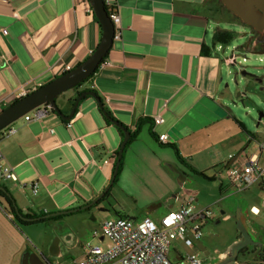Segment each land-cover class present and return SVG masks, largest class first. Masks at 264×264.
<instances>
[{"label": "crops", "instance_id": "0c3cea01", "mask_svg": "<svg viewBox=\"0 0 264 264\" xmlns=\"http://www.w3.org/2000/svg\"><path fill=\"white\" fill-rule=\"evenodd\" d=\"M118 3L122 39L114 42L93 76L79 89L60 95L56 103L62 114L69 116L81 92L95 91L131 137L136 134L126 147L118 177L128 172L137 181L139 176V184L150 181L159 195L150 216L136 218L132 207L124 204L119 205L118 217L160 220L189 198L198 202L197 191L192 188L179 196L181 189L168 165L183 174L189 170L208 178L204 172L214 170L211 147L232 151L226 167L233 161L231 157L242 162L244 148L261 138L217 105L227 102L221 98L224 76L231 74L236 56L228 57L226 47L214 43L215 31L228 29L216 17V0ZM4 29L7 35L2 33ZM101 38L102 26L89 0H0L2 110L16 102L22 90L39 89L66 74L68 67L74 70L96 51ZM203 46L210 48V57L202 56ZM156 117L164 122L154 127ZM163 134L169 136L170 144L158 141ZM123 140L119 128L89 97L80 102L71 121L55 112L41 120L26 122L22 118L0 132L3 164L15 168L17 178L1 181L0 194H5L14 210L15 204L24 216L41 217L85 206L110 184ZM254 153L256 150L251 155ZM159 155L172 164L156 162L154 157ZM35 183L39 186L36 195L32 190ZM67 216L50 220L69 219ZM47 223L37 226L41 227L39 234L29 239L0 196V264H23L24 255L31 250L50 260L54 236L60 237V256L66 236L53 233L52 221ZM35 244L42 249L38 251Z\"/></svg>", "mask_w": 264, "mask_h": 264}, {"label": "rangeland", "instance_id": "374dc122", "mask_svg": "<svg viewBox=\"0 0 264 264\" xmlns=\"http://www.w3.org/2000/svg\"><path fill=\"white\" fill-rule=\"evenodd\" d=\"M216 2L219 12L216 13L217 16H214L228 22L220 25L235 33L234 41L225 48V52L228 57L234 53L236 64L230 67L231 74L228 75L226 72L224 76V83L229 84L230 100L237 102L235 107L232 106L235 117L243 122L250 132L258 133L261 140H264V118L259 120L260 113H264V54H256L257 51L264 50L260 47V43L264 42V33L262 36L254 34L251 28L236 20L234 15L228 12L222 0H216ZM257 147V143L252 142L248 148H244L243 156H250ZM210 153L214 159V170L204 172L208 178L191 173L189 170H185L184 177L188 179L185 187L197 191L195 198L198 202L195 205L198 208L209 209L212 214V218L204 223L203 236L195 251L205 264H220L232 253L233 246L242 239L237 229L238 214L252 238L262 243L264 249V193L257 186L245 192H237L229 185L225 171V164L232 151L214 146L211 147ZM163 157L155 156L154 160L172 164ZM221 161L225 162L221 164ZM191 164L194 165V163ZM202 165L207 164L203 162ZM200 170L199 167L198 171ZM137 181L135 176L128 172L121 174L111 188V196L99 205L91 207L90 210L82 211L81 217H76L77 215L74 214L67 216L69 219H52V232H58L66 236V239L61 242L60 256L49 257L51 264H72L74 261L81 260L88 244L108 246V240L101 234V227L106 221L118 218L119 205L131 206V209L137 213L136 218L150 216L151 207L159 192L150 181L145 184H139ZM254 208H257L260 214L255 215ZM154 221L159 222L158 219ZM37 226L42 224L20 225V230L26 237L32 239L34 234H39L41 227ZM69 231L73 234H69ZM57 241L60 242V237L54 236L52 246ZM35 245L38 251L42 249L39 244ZM178 249L183 254L192 251L181 244ZM257 252L258 249L255 247H248L246 252H241L238 261L242 264H257L254 259ZM170 258L173 263L178 264L177 252L174 249Z\"/></svg>", "mask_w": 264, "mask_h": 264}, {"label": "built area", "instance_id": "2783aa9c", "mask_svg": "<svg viewBox=\"0 0 264 264\" xmlns=\"http://www.w3.org/2000/svg\"><path fill=\"white\" fill-rule=\"evenodd\" d=\"M103 1L105 10L115 26L114 42L119 41L122 39L123 27L118 0ZM2 33L7 35L8 32L4 29ZM67 71L72 70L68 67ZM36 90L34 86L22 90L18 100ZM1 111L2 105H0ZM50 114H54V110L50 104H46L23 118L26 122H30L32 119L41 120ZM153 121L154 127L164 122L161 117H156ZM66 126L72 129L71 122H67ZM51 133H55V130H51ZM158 141L164 145L171 143L167 134L158 136ZM256 143L258 145L256 153L243 156L242 162H239V158L234 160L231 157L233 161L225 167L229 185L237 192H245L257 186L264 193V140H256ZM3 161L4 154L0 147V182L16 181L15 168L5 166ZM38 188L37 183L32 185L35 195L38 193ZM253 211L255 215L260 214L257 208ZM211 218L209 209L198 208L193 197L178 210L168 212L159 222L150 218L133 220L118 217L106 221L101 227V234L108 240L109 245L88 244L83 258L72 264H175L170 258L173 249L177 252L178 264H205L195 250L202 239L204 223ZM180 244L192 251L183 254L178 249ZM263 252L264 249L258 250L254 256L257 264H264L263 259L260 258ZM235 264L242 262L237 261Z\"/></svg>", "mask_w": 264, "mask_h": 264}, {"label": "water", "instance_id": "95a60500", "mask_svg": "<svg viewBox=\"0 0 264 264\" xmlns=\"http://www.w3.org/2000/svg\"><path fill=\"white\" fill-rule=\"evenodd\" d=\"M90 4L93 8V11L102 26V38L101 42L96 49V51L82 64L77 66L74 70L67 72L66 74L56 78L52 82L48 83L45 86L40 87L36 91L27 95L24 98H21L14 102L12 105L3 109L0 112V132L21 120L28 113L46 105L50 104L53 108L54 112L58 114L62 119L66 121H71L75 117L80 102L85 98H93L100 107L104 117L112 123L117 128L121 129L124 132V140L119 150L118 159L116 162L114 174L112 180L108 187L101 193L95 200L91 203L71 210H66L62 212H55L51 214H47L41 217H27L24 216L14 204L17 216L26 222H38L41 220H48L54 217L62 216V215H70L77 212H82L89 210L91 207L99 203L112 188L116 179L119 175L122 159L124 156V152L126 150L127 144L131 139V133L126 126L112 118V116L108 113L105 108V105L100 98V96L95 91H85L80 94L75 102V106L69 116H64L58 107L56 100L57 98L78 87L80 84L89 79L92 75H94L100 66L103 64V60H105L114 46V36H115V26L108 16L103 0H89ZM225 7L231 11L237 18H239L245 26L251 28L254 32L262 34L264 33V0H222ZM256 54L262 55L264 54V50L257 51ZM245 75V73H243ZM229 90V84H225L224 92L221 93V98L225 103H218V108L226 113L228 117H235V112L232 106H236V101H231V93ZM239 97V96H238ZM264 118V113H260L259 120L261 121ZM170 170L174 173L177 178V183L180 189L186 194L187 191V178L184 177V174L180 169L175 166L168 165ZM186 182V183H185ZM218 224L220 222H217ZM237 229L242 235V239L238 241L232 250L231 256L221 262L220 264H235L238 261V258L245 248L248 247H259V250L263 249V244L260 242H256L253 240L252 236L248 232V230L244 227L240 215L237 216ZM58 243L57 241L50 249V257H58ZM230 250V249H229ZM23 264H51V261L48 258H42L35 251H28L24 255Z\"/></svg>", "mask_w": 264, "mask_h": 264}, {"label": "trees", "instance_id": "16d2710c", "mask_svg": "<svg viewBox=\"0 0 264 264\" xmlns=\"http://www.w3.org/2000/svg\"><path fill=\"white\" fill-rule=\"evenodd\" d=\"M228 12H231V11H228ZM232 13V12H231ZM233 14V13H232ZM234 15V14H233ZM234 17H235V19L236 20H239V21H241L239 18H237L235 15H234ZM222 22H224V21H222ZM242 22V21H241ZM224 23H228V22H224ZM230 23V22H229ZM243 23V22H242ZM254 34H257V35H259V36H262V34H259V33H256V32H253ZM234 39H235V33L234 32H232V31H230V30H226V29H221V28H218L216 31H215V33H214V43L215 44H217V45H221V46H225V47H227V46H229L233 41H234ZM260 47L261 48H264V42H262V43H260ZM201 54H202V56H204V57H210L211 56V50H210V48L209 47H207V46H203V48H202V52H201ZM105 62V60H103V62L102 63H104ZM93 76V75H92ZM84 83V82H83ZM82 83V84H83ZM82 84H80L78 87H76L75 89H79L81 86H82ZM85 92V91H84ZM83 92H81L80 94H82ZM79 94V95H80ZM85 99H87V98H85ZM110 115H111V113L110 112H108ZM112 116V115H111ZM113 118V117H112ZM242 127H243V125L242 124H240ZM119 131H120V134H121V136L124 138V132L121 130V129H119ZM135 135L136 134H134L132 137H131V140L129 141V143L127 144V147H128V145L133 141V138L135 137ZM181 160H182V158H180ZM122 162H123V159H122ZM121 168H122V164H121ZM121 168H120V171H121ZM119 174H120V172H119ZM117 179H118V177H117ZM116 179V180H117ZM0 196L9 204V206L11 207V214L14 216V222L20 227V225H25V226H32V225H35V224H46L48 221H52V220H50V219H48V220H41V221H39V222H26V221H22L18 216H17V214L15 213V210H14V208H13V206H12V202H11V200L9 199V198H7L6 196H5V194H3V193H1L0 194ZM111 196V189L109 190V192L108 193H106V195H105V197L99 202V203H97L96 205H94V206H97V205H99L101 202H103V201H105V200H107L109 197ZM90 210V209H89ZM86 211H88V210H86ZM79 213H81V212H79ZM119 215V214H118ZM27 217H30V218H33V217H35V216H31V215H29V216H27ZM58 218V217H57ZM241 238V237H240ZM246 250H247V248L246 249H244L243 251H242V253L243 252H246ZM264 253V252H263ZM260 258L261 259H263V261H264V254H262V255H260Z\"/></svg>", "mask_w": 264, "mask_h": 264}, {"label": "flooded vegetation", "instance_id": "af4514ba", "mask_svg": "<svg viewBox=\"0 0 264 264\" xmlns=\"http://www.w3.org/2000/svg\"><path fill=\"white\" fill-rule=\"evenodd\" d=\"M179 196H181V197L185 196V194L183 193L182 190H181V193H180ZM240 239H241V238H240ZM253 240L256 241V242H258V240H256L254 237H253ZM255 248L259 250V247H255ZM245 249H246V248H245ZM230 256H231V254L228 255V256L225 258V260L228 259Z\"/></svg>", "mask_w": 264, "mask_h": 264}]
</instances>
